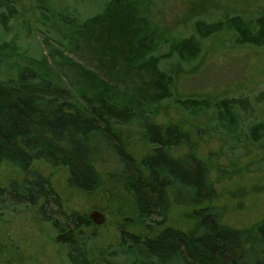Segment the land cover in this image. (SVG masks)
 Here are the masks:
<instances>
[{
	"label": "trees",
	"instance_id": "obj_1",
	"mask_svg": "<svg viewBox=\"0 0 264 264\" xmlns=\"http://www.w3.org/2000/svg\"><path fill=\"white\" fill-rule=\"evenodd\" d=\"M141 5L140 0H109L104 10L81 22L58 16L94 65L92 69L75 62L63 71L83 88L77 101L61 76H50L52 65L43 61L17 79L0 81V164L8 162L29 174L0 189V214L8 208H36L37 218L49 223L56 241L68 248L71 264H91L82 235L92 221L66 213L51 181L31 168L36 161L65 168L69 186L91 195L102 186L96 164L111 155L115 176L133 197L140 224L146 230L157 227L151 236L122 233L121 247L141 252V264H264V221L245 230L222 224L225 209L213 206L217 191L193 135L178 125L154 121V108L173 98L174 76L163 69L164 62L196 59L203 41L225 29L234 33L237 46L264 47V12L249 19L240 14L202 18L194 22L191 35L167 39L166 50L159 53V33L141 16ZM18 14L12 0H0L1 27L7 29ZM9 48L0 43V60ZM257 101L264 103V92ZM176 102L186 109L210 106L195 99ZM249 102L226 98L214 108L236 123L233 110L249 111ZM122 127L138 129L150 147L140 160L128 152L117 131ZM204 131L194 133L203 136ZM263 135V122L250 129L255 143ZM172 191L178 204L193 209L195 227L190 232L167 224Z\"/></svg>",
	"mask_w": 264,
	"mask_h": 264
},
{
	"label": "rangeland",
	"instance_id": "obj_2",
	"mask_svg": "<svg viewBox=\"0 0 264 264\" xmlns=\"http://www.w3.org/2000/svg\"><path fill=\"white\" fill-rule=\"evenodd\" d=\"M12 1L19 14L7 29L0 26V43L10 47L0 60V81L17 79L22 71L43 61L52 65L54 75L50 76L58 79L61 76L77 101L83 95V88L77 79L66 76L63 71L75 62L92 69L94 65L89 55L77 48L75 32L63 26L58 16L81 22L104 10L109 0ZM140 3L141 16L148 19L150 30L159 33V53L166 50L167 39L191 35L194 22L202 18L214 21L240 14L249 19L264 12V0H140ZM42 5L51 11H42ZM162 67L174 76L173 98L154 108V121L160 125H178L193 135L198 144L197 154L209 165L210 181L217 191L213 206L225 209L221 223L245 230L264 221V137L257 143L249 138L250 129L264 123V103L257 101L258 95L264 92V47L237 46L234 33L225 29L203 41L202 52L196 59L173 58ZM226 98L250 100L249 111L240 107L233 110L236 123L214 108ZM186 99L206 101L210 106L186 109L176 102ZM200 129L205 130L203 136L194 133ZM117 131L128 152L137 160L148 153L150 147L141 140L138 129L122 127ZM96 168L102 177V186L91 195L69 186L65 168L36 161L31 170L51 181L66 213L87 217L93 211L103 214L102 225L92 222L83 228L91 264H141L145 261L141 252L129 253V249L121 247L122 233L151 236L157 227L146 230L140 224L133 197L115 176L116 163L111 155L98 162ZM28 175L3 162L0 189L12 181L21 182ZM175 194L172 191L169 196L167 224L190 232L195 227L193 209L178 204ZM68 252L66 246L56 241L52 226L37 218L36 208L19 207L15 212L8 208L1 212L0 264H71Z\"/></svg>",
	"mask_w": 264,
	"mask_h": 264
},
{
	"label": "water",
	"instance_id": "obj_3",
	"mask_svg": "<svg viewBox=\"0 0 264 264\" xmlns=\"http://www.w3.org/2000/svg\"><path fill=\"white\" fill-rule=\"evenodd\" d=\"M89 218L96 225H102L105 221L103 214L99 211H93L90 213Z\"/></svg>",
	"mask_w": 264,
	"mask_h": 264
}]
</instances>
